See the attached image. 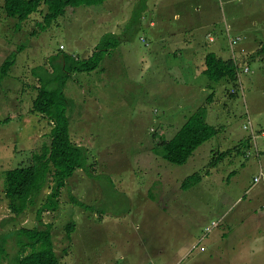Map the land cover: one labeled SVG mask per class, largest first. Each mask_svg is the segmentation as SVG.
Returning a JSON list of instances; mask_svg holds the SVG:
<instances>
[{"label":"rangeland","instance_id":"374dc122","mask_svg":"<svg viewBox=\"0 0 264 264\" xmlns=\"http://www.w3.org/2000/svg\"><path fill=\"white\" fill-rule=\"evenodd\" d=\"M141 1L68 9L48 25L45 6L19 22L0 0V67L9 57L16 61L0 83V121L10 118L0 123V240L9 239L0 264L31 250L19 244L20 228L50 225L62 264H264V176L254 184L264 172V138L235 150L249 136V121L264 131V0ZM134 17L140 23L126 27ZM226 24L243 36V50L230 46ZM106 32L130 38L106 56L102 69L75 74L65 89L74 101L72 139L88 149L92 175L80 170L69 180L57 211L38 217L50 192L45 187L35 205L13 218L6 173L52 128L46 117L30 113L37 74L52 72L63 52L89 57ZM210 35L215 40L208 48ZM207 48L251 56L236 98L229 95L234 84L201 71ZM203 105L217 136L184 165L165 160L161 142ZM228 149L234 150L212 166L217 151ZM197 172L201 182L184 189ZM73 196L92 209L73 203ZM212 220L219 224L205 234ZM72 221L77 228L69 236Z\"/></svg>","mask_w":264,"mask_h":264},{"label":"trees","instance_id":"16d2710c","mask_svg":"<svg viewBox=\"0 0 264 264\" xmlns=\"http://www.w3.org/2000/svg\"><path fill=\"white\" fill-rule=\"evenodd\" d=\"M106 0H5L4 10L8 17L18 18L19 22H24L33 14L41 11L42 6L47 8L45 13L46 24H51L60 16H63L68 9L75 10L80 6L93 7L101 5ZM147 2L142 0L141 2ZM140 19L133 18L127 26H137ZM225 38H227L226 32ZM130 37H125L121 33L106 32L103 34L100 42L94 48L92 54L87 58H79L71 53L63 52L59 54L62 60L55 65L54 70L49 72L45 70L43 74H37L40 85L36 87L37 95L33 99L30 113L40 114L52 123V128L46 134V140L41 143L40 147L33 148L29 155L16 167L9 169L6 173L5 194L9 199V207L13 218H18L25 214L29 207L36 204L45 187L50 188L46 200L38 208L37 215L42 217L46 211H57L60 208L61 198L64 188L69 185V180L73 178L80 170L91 174L92 164L88 157V149L76 143L72 139L70 132V114L73 111L74 101L66 94L65 89L68 83L74 79L77 73H91L102 69V63L106 56L115 50L122 42ZM213 41L206 40L209 45ZM211 46V45H210ZM203 56L201 71L206 74L212 81L227 82L234 84L230 92V98L239 96V71L237 61L249 66L248 58L251 56L245 54L233 59L215 51L213 48L208 49ZM237 49V48H236ZM178 51H182L179 49ZM264 51V46L262 47ZM175 54L177 53L174 52ZM246 58V59H245ZM56 58H54L55 60ZM15 58L9 57L0 67V83L8 76L11 67L15 64ZM239 87V88H238ZM237 89V91H232ZM212 93L208 101L213 100ZM10 118L0 121L7 123ZM219 127L208 122L206 105L200 106L186 120L176 134L168 140L161 142L160 150L165 160L177 164H186L194 151L203 143L217 136ZM242 145L235 147L237 152L242 153V148L249 149L250 138L245 136L241 141ZM234 149L217 151L211 160V165L216 166L231 154ZM245 152V150H244ZM246 154V152H245ZM161 155V154H160ZM92 175V174H91ZM202 175L194 173L187 178L182 187L189 189L194 184L201 182ZM106 192V190H105ZM73 203L92 209L75 196L72 197ZM94 207V206H92ZM105 210H99L101 213ZM77 228V224L72 221L66 225V230L70 236ZM16 235L19 237V244L23 249L29 247V253L20 252L12 264H62L61 258L56 251L54 243V233L51 225L46 229L39 228H20ZM8 237L0 240V263L4 254H6V243Z\"/></svg>","mask_w":264,"mask_h":264},{"label":"built area","instance_id":"2783aa9c","mask_svg":"<svg viewBox=\"0 0 264 264\" xmlns=\"http://www.w3.org/2000/svg\"><path fill=\"white\" fill-rule=\"evenodd\" d=\"M227 28H228V25L226 24V28H225L226 31L225 32H226V35L228 37L229 44H230V46L233 49L235 46L237 47V45H239L244 40V38L241 35L233 34V32L229 31V29H227ZM209 40L214 41L215 38L212 35H210L209 36ZM231 57L233 59L237 60L238 56H237V54H235L233 52L231 54ZM237 63H238V67L241 69L239 71V80H238V83L240 84V89H241V87L243 86V84H242V76L250 73L251 69H250V67L247 64L241 63L240 60H238ZM233 91H235V90H233ZM241 91H243V90L241 89ZM244 129H246L248 131V133L250 134V137L253 140H255L260 135L264 138V131H259L258 132L254 128V126L251 123V121H249L248 123H246L244 125ZM263 176H264V172L261 170L260 174H258V175H256L254 177V184L260 183L263 180ZM218 224H219L218 220H212L211 223L205 227V231H204L205 234L211 232ZM201 248L204 249V246H202ZM176 264H182V263L179 262V263H176Z\"/></svg>","mask_w":264,"mask_h":264},{"label":"crops","instance_id":"0c3cea01","mask_svg":"<svg viewBox=\"0 0 264 264\" xmlns=\"http://www.w3.org/2000/svg\"><path fill=\"white\" fill-rule=\"evenodd\" d=\"M185 22H189L187 18L185 19L184 23H185ZM194 23H195V22H194ZM192 28H193V27H192ZM192 31H193V30H192ZM237 35H238V34H237ZM241 36H242V35H241ZM243 42H244V41H242L239 45H237L236 48H237V49L241 48V49L243 50V47H242ZM220 49L222 50V48H220ZM222 52H223V51H222ZM239 53H240V56H243V55L245 54V53H243V55H241L242 53H241L240 51H239ZM229 56H230V55H229ZM238 56H239V55H238ZM246 136H247V135H246ZM249 138L251 139L250 134H249ZM242 139H243V138H241V141H242ZM243 140H244V139H243ZM237 144H238V143H237ZM263 153H264V151H263Z\"/></svg>","mask_w":264,"mask_h":264}]
</instances>
